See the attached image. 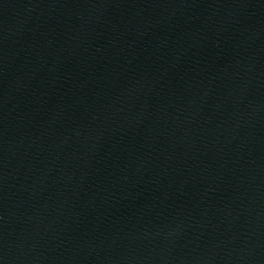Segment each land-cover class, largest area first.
<instances>
[{"label":"water","instance_id":"1","mask_svg":"<svg viewBox=\"0 0 264 264\" xmlns=\"http://www.w3.org/2000/svg\"><path fill=\"white\" fill-rule=\"evenodd\" d=\"M0 264H264V0H0Z\"/></svg>","mask_w":264,"mask_h":264}]
</instances>
